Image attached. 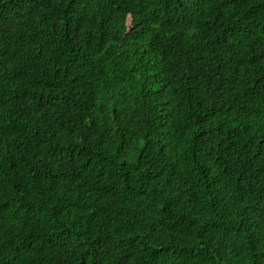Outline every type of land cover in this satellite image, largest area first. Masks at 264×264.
<instances>
[{
    "label": "trees",
    "instance_id": "1",
    "mask_svg": "<svg viewBox=\"0 0 264 264\" xmlns=\"http://www.w3.org/2000/svg\"><path fill=\"white\" fill-rule=\"evenodd\" d=\"M0 264H264V0H0Z\"/></svg>",
    "mask_w": 264,
    "mask_h": 264
}]
</instances>
